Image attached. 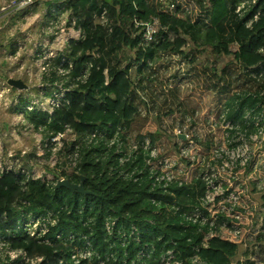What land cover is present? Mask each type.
<instances>
[{
    "label": "trees",
    "instance_id": "16d2710c",
    "mask_svg": "<svg viewBox=\"0 0 264 264\" xmlns=\"http://www.w3.org/2000/svg\"><path fill=\"white\" fill-rule=\"evenodd\" d=\"M171 2L172 19L157 0L45 2L48 8L63 5L65 26L77 28L80 37L69 39L65 51L45 59L55 75L43 76L42 89L30 94L24 85L19 91L9 79L6 87L7 98L14 102L11 113L41 135L42 157L55 155L60 171L53 172L52 179L33 177L28 168L32 154L20 159L19 168L0 163V264H32L38 256L43 264H72L71 253L85 246L92 251L88 264H160L166 250H173L180 264H192L193 247L203 240L208 225L193 224L183 213L198 205L201 158L186 164L185 181L167 187L153 183L139 150L120 161L128 155L131 140L146 135L167 153L176 125L199 135L200 155L211 161L223 140L221 119L214 126L198 121L195 108L181 93L220 107L223 119L245 129L247 137L258 134L257 142L249 141V163L236 170V180H224L239 194L234 213L242 218L235 220L212 207L215 231L227 244L222 259L228 263L235 256L238 242L230 241L220 225L238 223L241 239L251 221L258 225L250 194L261 193L259 209L264 211V0ZM256 11L262 21L245 28ZM151 16L158 17L164 29L143 45L142 24ZM51 19L59 22L57 16ZM5 49L14 52L12 45ZM54 85L61 90L57 105L39 110L38 103L48 106L40 93L51 97ZM168 115L175 116L165 129L162 121ZM61 178L76 184L83 178L86 193L56 188ZM31 217L52 220L43 236H31L24 229ZM255 243L264 248V233ZM9 250L23 251L28 261L10 259ZM141 253L149 256L140 258ZM249 254L253 250L244 255V264H255ZM214 255L207 252L209 264H214Z\"/></svg>",
    "mask_w": 264,
    "mask_h": 264
},
{
    "label": "built area",
    "instance_id": "2783aa9c",
    "mask_svg": "<svg viewBox=\"0 0 264 264\" xmlns=\"http://www.w3.org/2000/svg\"><path fill=\"white\" fill-rule=\"evenodd\" d=\"M157 1L159 5L162 6V11L164 13L169 12L171 19L174 18L172 13L175 10V6L171 0ZM252 1L255 2V0ZM11 4L15 10H24L26 7L31 8L34 4V0H12ZM243 6L244 3L241 4V7ZM64 8L65 7L61 4L52 6L51 8H46L44 15L48 17L57 16L59 18V22L53 21L52 19H50V21L51 23L59 24L63 28L64 32H69V30H72L69 33L70 36L66 38L67 43L69 39H78L80 37V31L77 28L65 26L66 15H63ZM102 20L105 22L103 16ZM260 21H262L261 12L256 11L252 17L246 21L244 27L247 29L251 28ZM142 25L144 26V33L142 36L143 45L152 43L159 34V31L164 29L161 25L160 19L156 16H151L149 21ZM0 28H3L2 25ZM73 31H76V35L71 34ZM27 36L29 37L30 35ZM11 50H14V52L10 53L9 51L10 55L21 51V43L18 42V44H13V48ZM4 51L6 52L5 54L8 53L6 49ZM56 53L57 51L53 50H42L37 54V59L41 65L42 75H55V72L52 69H49L46 64H44V61L46 58L55 56ZM58 72H61V70L59 69ZM23 89L24 88H19V91H22ZM25 90L27 89L25 88ZM8 91L9 90L7 87H1L0 98L3 96L4 99V94ZM60 92L61 90H57L51 97L45 98V102L48 106L42 102L38 103L39 110L44 111L47 109V107L50 109L54 105H57ZM34 103L35 102L32 101V104L28 105L27 109H32V105ZM174 116L175 115H169V123ZM220 119L221 128L224 131L223 140L213 150L211 161H205L200 155L199 135L197 133H190L186 126L180 125H176L172 130L174 134L172 137L174 143L167 153L163 152V149L157 145L150 136L146 135L140 139H132L128 148V155L121 156L120 158V161L123 162L127 160L130 155H132L133 150H139L147 166V171L150 177L153 179V183L163 187H167L169 184L176 181L179 184L185 181V176L182 175L185 173L184 169L186 164L188 162L190 164H194V162L201 158L200 165L203 167V170L200 174V185L197 189L198 205H196L193 209L183 213L184 218L193 224L199 225L200 227L208 225V229L203 240L193 247V253L190 257L192 264H209V262L206 260L207 252H211L213 248L219 244L221 239L220 233L215 231V221L217 216L212 207H216V210L220 211L221 213L231 215L235 220H240L242 218L239 213H234L235 208L239 203V194H237L235 190H229L230 185L225 184L224 177H231L233 180H236V170L247 165L251 160L253 153L249 141H258V134H253L247 137L245 129H241L238 125H234L229 120H224L223 116H221ZM166 126L168 125H165L163 128L167 129ZM96 136L98 135H92V137ZM59 145L60 144L57 143L53 149L55 150ZM41 150L42 152L40 154L42 155L44 150ZM52 156L56 158L55 155ZM75 157L76 153L73 156V160ZM202 209H204L206 212H204ZM49 222H52L50 218L43 220L41 218L35 219L31 217L24 225V229H26V231L31 236L40 237L46 233L47 223ZM220 227L224 230L230 241L238 242L235 256L232 258L233 260L231 259L228 262V264L242 263L244 260V255L248 250H253V253L258 254V257L256 258L250 256L249 254L248 259L250 261H254L255 264H264V248L257 246L255 243L256 236L259 233H264L263 227L253 225L251 221L250 227L246 232L245 237L242 239V229L238 223L227 225V223L224 222L222 225H220ZM107 228L109 229V225ZM70 238L71 236L69 239ZM2 246L3 242L0 235V249ZM7 254L12 260L21 258V260L24 262L28 261L26 254L21 250H9L7 251ZM237 254L239 257H237ZM145 255L149 256L148 253H141L139 257L142 258ZM91 257V249L88 246H85L73 251L69 259L72 264H88V262L91 260ZM36 263H39L37 259L32 264ZM61 264L64 263L62 262ZM98 264L103 263L99 262ZM160 264H180V262L178 259H176L173 250H166L160 257Z\"/></svg>",
    "mask_w": 264,
    "mask_h": 264
},
{
    "label": "rangeland",
    "instance_id": "374dc122",
    "mask_svg": "<svg viewBox=\"0 0 264 264\" xmlns=\"http://www.w3.org/2000/svg\"><path fill=\"white\" fill-rule=\"evenodd\" d=\"M12 0H0V11L11 15L13 6ZM49 0H34V4L28 9H17L22 11V14L11 17L4 21L3 16L0 15V26L3 28L0 34V88L6 87V79L18 80L26 85L27 91L32 89H42L45 85L41 71V65L37 59V54L42 51H65L66 38L70 36V32H64L59 24L51 23V17L45 16V9L48 8L45 4ZM11 11V12H10ZM262 19L263 15L261 14ZM4 25V26H3ZM76 35V31L71 33ZM205 33L200 36V43L205 44ZM27 35H30L29 37ZM264 37V35H263ZM21 43L22 50L10 55L9 52L3 50V46ZM209 45V43H208ZM262 49H264V40L262 41ZM60 85L50 86L52 93L56 92ZM9 92V91H8ZM8 92H5L0 98V163L6 166L19 168L21 165V158L26 159V154H32L29 157L28 168L33 177H40L44 179H52V173L60 171V164L57 158L49 156L43 158L40 154L41 137L32 125L28 123L23 117L18 114L11 113L10 107L14 102L7 98ZM25 93V92H24ZM40 97L47 98L45 91L40 93ZM181 97L195 108V116L198 121H205L207 124L214 126L220 121L222 111L220 107L205 103L203 100L194 95H184ZM33 102L36 103L34 99ZM169 115L165 116L162 121V126L169 125ZM167 127V126H166ZM253 135V134H252ZM254 137V136H253ZM226 177H224V180ZM17 187L14 191H17ZM250 197L252 203L257 209V215L253 218L255 224L261 227L264 219V211L259 208L262 205L261 193H251ZM263 213V214H262ZM223 246L227 244L221 243L213 248L210 253H216L215 259L211 256L214 264H228L223 251ZM256 258L257 253L250 254ZM228 257V254H227ZM242 259V258H241ZM216 260V261H215ZM233 260V259H232ZM37 261L43 264V257L38 256ZM87 264V263H86ZM244 264V260L242 262Z\"/></svg>",
    "mask_w": 264,
    "mask_h": 264
},
{
    "label": "water",
    "instance_id": "95a60500",
    "mask_svg": "<svg viewBox=\"0 0 264 264\" xmlns=\"http://www.w3.org/2000/svg\"><path fill=\"white\" fill-rule=\"evenodd\" d=\"M8 83L11 85V86H15L17 88H23L24 85L22 82L18 81V80H13V79H9L8 80ZM56 188H60V187H65L67 189H69L70 191L72 192H79V193H86L83 189V178L81 179V181L76 184V183H71L69 182L68 180L66 179H59L56 181ZM237 257H239V255L237 254Z\"/></svg>",
    "mask_w": 264,
    "mask_h": 264
},
{
    "label": "crops",
    "instance_id": "0c3cea01",
    "mask_svg": "<svg viewBox=\"0 0 264 264\" xmlns=\"http://www.w3.org/2000/svg\"><path fill=\"white\" fill-rule=\"evenodd\" d=\"M11 11H13L11 15H8V13L6 14V13H4V12H0V15L3 16V20H4V21L9 20V19H10L11 17H13V16H16V15L18 16V15L22 14V11L15 10L14 8H13ZM11 11H10V12H11ZM5 47H6V48L9 47V45H5V46H3V50H5ZM181 94H183V93H181Z\"/></svg>",
    "mask_w": 264,
    "mask_h": 264
}]
</instances>
